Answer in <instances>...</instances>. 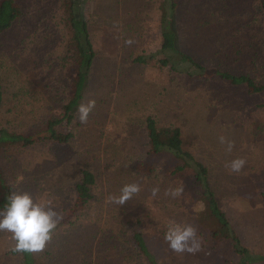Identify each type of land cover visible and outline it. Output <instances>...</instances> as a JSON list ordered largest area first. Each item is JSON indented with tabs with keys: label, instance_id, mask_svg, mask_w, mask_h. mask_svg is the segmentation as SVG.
Segmentation results:
<instances>
[{
	"label": "rangeland",
	"instance_id": "obj_1",
	"mask_svg": "<svg viewBox=\"0 0 264 264\" xmlns=\"http://www.w3.org/2000/svg\"><path fill=\"white\" fill-rule=\"evenodd\" d=\"M163 1L88 0L84 4L82 12L89 22L96 57L79 104L94 99V108L87 121L81 122L78 104L73 120L63 122L62 129L74 135L70 142L40 140L18 151L11 149L8 156L0 157V168L15 191H26L37 200L50 201L60 213L61 222L75 203L73 185L79 169H93L99 187L98 200L89 209V221L94 228L99 227V235L100 227H106L109 221L114 225L111 232L115 235L121 230L128 235L133 229L141 230L149 250L161 263L234 264L237 255L231 245L209 238L214 226L211 218L207 216L203 221L197 218L200 211L206 212L203 199L206 187L198 177L195 162L149 153L143 120L154 114L159 125L181 127L185 147L195 161L208 169L209 185L242 245L253 254L264 256V94L250 93L243 85H233L219 77L195 79L154 62H135L133 58L138 54H159ZM23 2L26 9L37 5L34 0ZM259 2L229 0L234 15L257 26L261 34L264 11ZM179 8L185 18L180 22L183 49L197 63L207 69L238 72L243 68V58L226 57L221 51L224 38H220L219 28L209 26L207 12L211 9L205 0H182ZM32 24L34 20L27 12L16 30L32 34ZM244 34L239 32L235 39ZM13 43L0 48V81L9 100L6 107L15 106L13 101L16 106L30 103L24 99L20 104L23 96L19 94L16 100L12 95L20 87L23 74L41 75L45 71L41 69L48 66V62L41 61L28 49L22 57V67L17 68V57L11 51ZM35 85L31 83L32 91L42 99L46 90L33 88ZM6 107L5 116L17 114L7 113ZM140 158L156 166L152 179L133 172L132 166ZM236 158L245 160L239 172L230 168V161ZM177 165L184 168L171 174ZM131 183L140 185V190L123 205L114 202L113 197L120 194L121 188ZM178 186L183 191L173 197L170 190ZM169 221L193 225L201 249L195 253L174 252L164 239ZM76 233L84 232L78 228ZM99 235L89 237L93 243L88 252L92 264L98 255H106L100 251L102 247L99 250ZM15 243L11 233L0 230V264H7L6 253ZM254 264H264V260Z\"/></svg>",
	"mask_w": 264,
	"mask_h": 264
},
{
	"label": "trees",
	"instance_id": "obj_2",
	"mask_svg": "<svg viewBox=\"0 0 264 264\" xmlns=\"http://www.w3.org/2000/svg\"><path fill=\"white\" fill-rule=\"evenodd\" d=\"M87 1L34 0L37 5L26 9L23 0H0V48H8L10 43L14 42L11 51L13 56L17 57V68L22 67V57L28 49L31 54L40 57L41 61L46 64L48 62L46 69H41L45 70L41 75L32 72L24 75L20 71L23 79L12 96L17 100L21 94L23 97L19 100L20 104L24 99L30 102L28 104L25 102L16 106V101H13L12 105L15 106L6 107L9 100L5 97L4 85L0 81V157L2 154L8 156L11 149L18 151L40 140L61 144L70 142L74 136L73 133L62 129L63 122H71L75 117V107L83 98L86 81L96 57L89 22L82 12ZM205 2L211 9L207 12L210 15L209 26L219 28L222 36L220 38H224V48L221 51L226 57L234 55L244 59L240 71L226 68L207 69L183 49V24L180 22L185 18L179 8L182 0H164L160 5L159 54H138L133 60L139 63L154 62L162 68H169L173 72H180L195 79L219 77L233 85H243L250 93L264 94V26L259 34L257 26L240 20L234 15L229 0ZM258 6L264 11V0H260ZM27 12L31 20H34L32 34L16 30L18 23L27 16ZM255 22L259 23L258 19H255ZM247 29L249 31L245 33ZM239 32L245 34L235 39ZM14 34L19 35L13 38ZM11 38L13 42H10ZM31 83L36 84L33 88L38 86L41 90H46L42 99L35 97ZM5 107L7 113L17 114L5 116ZM39 107L41 111H36ZM143 123L148 133L150 154L173 155L186 162L193 160L198 167V177L206 187L203 197L206 212L200 211L197 218L201 221L207 216L211 218L214 226L209 238L231 245L237 255L234 264L263 261L264 256L253 254L248 247L242 245L240 237L232 228L209 185L208 169L202 162L195 161L193 154L185 147L181 127L159 125L154 114H148ZM148 161L143 158L137 160L132 166L133 172L151 178L156 166ZM183 168V165H177L170 173L175 174ZM78 173V179L73 185L75 203L65 219L57 225L46 247L38 252H14L12 248L6 253L7 264H92L88 252L93 249V243L89 242V237H97L100 229L98 226L94 228L93 223L89 221V209L98 200V176L88 167H81ZM13 191L14 187L7 181L0 168V209ZM78 228L83 229L84 233L77 234ZM100 228L102 231L98 247L99 250L102 247L100 251L106 255H98L100 257H96L94 264H165L156 260L141 230L133 229L130 235L122 234L125 230H121L115 235L111 232L114 225L109 221L106 227ZM102 238L105 240H101Z\"/></svg>",
	"mask_w": 264,
	"mask_h": 264
},
{
	"label": "clouds",
	"instance_id": "obj_3",
	"mask_svg": "<svg viewBox=\"0 0 264 264\" xmlns=\"http://www.w3.org/2000/svg\"><path fill=\"white\" fill-rule=\"evenodd\" d=\"M95 100L89 99L78 106L79 120L86 122L89 113L95 106ZM223 140V137L221 138ZM245 164L243 158L230 161L233 172H239ZM140 190L136 183L126 184L120 194L113 197L114 202L123 205ZM178 186L170 190L173 197L182 193ZM7 202L0 209V230L12 234L15 240L14 252H38L43 250L51 240L54 230L61 220L60 213L51 205V202L37 200L29 192H11ZM164 233V239L174 252L195 253L202 247L195 227L188 223L169 221Z\"/></svg>",
	"mask_w": 264,
	"mask_h": 264
}]
</instances>
